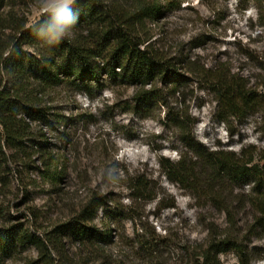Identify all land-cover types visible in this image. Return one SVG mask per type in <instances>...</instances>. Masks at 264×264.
<instances>
[{"label": "rangeland", "instance_id": "374dc122", "mask_svg": "<svg viewBox=\"0 0 264 264\" xmlns=\"http://www.w3.org/2000/svg\"><path fill=\"white\" fill-rule=\"evenodd\" d=\"M38 2L2 0L0 61L18 34L14 21H27L28 28L41 16ZM160 5L163 14L144 19L135 34L146 42L141 49L148 45L172 59L183 78L180 85L161 80L153 85L154 91L163 93L166 106L153 103L132 110L137 87L103 74L98 83L86 82L88 92L62 86L39 96L41 107L54 108L71 120L68 137L39 121L31 124V135L20 144L2 145L7 158L0 154V231L16 227L35 233L56 264L63 257L68 264H102L104 259L112 264H194L193 257L208 240L226 235L243 238L249 264H264V239L246 233L243 224L252 215L246 206L249 184L236 189L223 184V204L244 228L232 230L223 209L203 205V198L195 200L191 189L166 179L159 165L160 159L177 161L184 152L180 132L170 125L168 113L184 117L186 130L192 128L195 140L209 150L238 155L250 146L264 147L258 129L263 109L242 120L224 121L225 112L203 80L205 70L219 68L240 74L250 85L264 83V0H160ZM14 80L0 62V88ZM46 155L64 161L57 162L62 164L59 169L66 166L57 183L47 178ZM93 195L105 201L99 217L105 211L114 217L104 215L100 224L113 235L112 244L102 248L108 257L67 237H61L63 249L57 252L44 233L71 220ZM13 248L5 264H41L34 245ZM224 249L221 264H240L232 248Z\"/></svg>", "mask_w": 264, "mask_h": 264}, {"label": "trees", "instance_id": "16d2710c", "mask_svg": "<svg viewBox=\"0 0 264 264\" xmlns=\"http://www.w3.org/2000/svg\"><path fill=\"white\" fill-rule=\"evenodd\" d=\"M1 4L2 0L0 24L4 22ZM125 8L131 11L127 13ZM162 10L160 0H76L73 12L79 16V21L70 37L54 46L35 36L34 26L42 19L41 16L28 28L25 27L27 21L15 20L12 27L18 34L9 47L8 55L2 56L0 61L2 68L15 78L12 85L0 88V154L3 158L7 156L2 151V145L10 148L29 138L30 126L35 122H47V129L55 127L60 135L68 137L71 120L64 113H56L54 108H44L38 103L39 96L53 88L68 86L88 92L86 82L98 83L101 75L105 74L112 81L137 87L132 97V110H140L153 103L166 106L163 93L154 91L153 85L158 80L180 85L183 78L174 70L172 59L161 56L148 45L141 49L146 42L139 41L135 34L136 25H141L146 18L157 19L163 14ZM10 17L12 20L13 16ZM204 74L203 80L215 103L225 112L221 117L224 121L227 117L242 120L260 109L264 111V83L250 85L240 74L219 68L215 71L205 70ZM167 117L170 125L180 132L184 152L177 161L160 159L159 165L166 179L179 188L191 189L190 195L195 200L203 198V205L223 209L227 214L228 227L232 230L244 228L239 226L242 221L232 217L230 208L223 204V184H230L234 189L249 184L246 206H250L252 215L243 224L246 233L264 239V147L250 146L238 155L209 150L195 140L192 128L186 130L184 117H172L170 113ZM258 124L259 132L264 137V117H260ZM46 157L43 161L47 178L55 183L61 181L66 166L61 169L59 166L64 161L53 155ZM61 160L62 164H57ZM138 184L146 185L140 180ZM103 205L105 201L100 196L90 197L71 220L44 233L49 245L59 252L63 249L61 237H67L78 244L95 248L100 257H106L102 248L112 244L113 235L110 229H100V224L104 221V215L106 218L114 217L106 211L99 217L98 211ZM26 243L38 249L41 264H56L45 241L35 233L30 234L16 227L0 231V264H5V260L11 256L14 244ZM228 246L238 255L240 264H249V251L243 247V238L238 241L228 235L208 240L205 248L193 257L194 264H221L220 255ZM59 264L68 262L63 257ZM102 264L112 263L104 259Z\"/></svg>", "mask_w": 264, "mask_h": 264}, {"label": "clouds", "instance_id": "9594fccd", "mask_svg": "<svg viewBox=\"0 0 264 264\" xmlns=\"http://www.w3.org/2000/svg\"><path fill=\"white\" fill-rule=\"evenodd\" d=\"M75 2L76 0H39L37 10L42 19L34 26L36 38L54 46L70 37L79 21V16L73 12Z\"/></svg>", "mask_w": 264, "mask_h": 264}]
</instances>
